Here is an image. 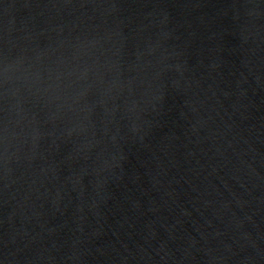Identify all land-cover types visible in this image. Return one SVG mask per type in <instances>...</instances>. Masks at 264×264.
Listing matches in <instances>:
<instances>
[{
  "label": "water",
  "instance_id": "water-1",
  "mask_svg": "<svg viewBox=\"0 0 264 264\" xmlns=\"http://www.w3.org/2000/svg\"><path fill=\"white\" fill-rule=\"evenodd\" d=\"M0 264H264V0H0Z\"/></svg>",
  "mask_w": 264,
  "mask_h": 264
}]
</instances>
